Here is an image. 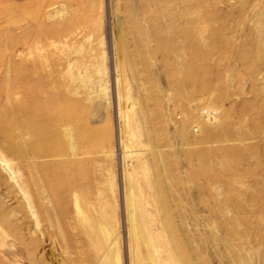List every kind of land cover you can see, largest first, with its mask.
<instances>
[{
	"label": "rangeland",
	"instance_id": "374dc122",
	"mask_svg": "<svg viewBox=\"0 0 264 264\" xmlns=\"http://www.w3.org/2000/svg\"><path fill=\"white\" fill-rule=\"evenodd\" d=\"M51 2L74 140L0 161V264H264V0Z\"/></svg>",
	"mask_w": 264,
	"mask_h": 264
},
{
	"label": "bare ground",
	"instance_id": "6f19581e",
	"mask_svg": "<svg viewBox=\"0 0 264 264\" xmlns=\"http://www.w3.org/2000/svg\"><path fill=\"white\" fill-rule=\"evenodd\" d=\"M10 1L12 0H0V4ZM52 5L53 2L47 4L50 8L54 7ZM43 8V0L7 4L4 9L0 8V26L10 20L15 24L0 27V161L3 168L8 166L15 174L20 171L18 167H13V159L24 161L30 153L39 159L47 156L43 153V144L50 138L47 134L50 129L65 125L66 129L62 133L69 139L68 142H73V130L69 125L73 119L72 106L69 103H57L55 77L51 71L55 59L44 53L49 49L53 56L57 47V28L53 21L55 10L52 8L43 14ZM46 20L51 22L48 24ZM18 29L24 33L9 36V32H6ZM67 89L70 93L69 85ZM204 113L209 114L207 111ZM212 117L215 118L214 114ZM71 145L73 149L74 146L72 143ZM125 150H128L127 145ZM1 176L2 174V181ZM32 181L36 186L35 180L31 179ZM19 187L27 200L26 204L32 208V196L28 187L21 183ZM72 196L74 208L86 224L84 219H87V213L82 200H79L77 192L73 191ZM2 244H5L4 241ZM116 263L119 264L118 254Z\"/></svg>",
	"mask_w": 264,
	"mask_h": 264
}]
</instances>
